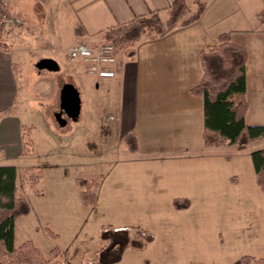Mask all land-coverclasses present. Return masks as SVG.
I'll return each mask as SVG.
<instances>
[{"label": "rangeland", "instance_id": "1", "mask_svg": "<svg viewBox=\"0 0 264 264\" xmlns=\"http://www.w3.org/2000/svg\"><path fill=\"white\" fill-rule=\"evenodd\" d=\"M73 2L17 3L30 25L57 9L71 13ZM14 4L15 0L11 7L16 11ZM259 12L264 16V7ZM21 68L18 114L33 141V154L1 163L17 166L20 192L32 206L30 215L17 221V245L32 240L46 256L59 247L60 259L67 264H108L122 251V259L112 264H238L246 254L264 258V192L252 159L255 150L264 148V139L207 150L205 157L191 159L188 174L177 183L168 173V160L152 166L138 163L129 172L127 162L115 166L118 163L87 157L72 139L75 129L69 116L65 125L57 118L50 121L54 110H63L61 94L44 83L49 80L40 81V70L34 69L30 58L22 61ZM116 116L117 110L109 108L105 124L115 123ZM56 127L63 138H53ZM34 170L44 173L40 194L25 180V173ZM79 178L100 180L94 205L84 204ZM175 197L193 201L178 211ZM114 229L128 230L129 236L117 235ZM149 237L154 238L152 244Z\"/></svg>", "mask_w": 264, "mask_h": 264}, {"label": "crops", "instance_id": "2", "mask_svg": "<svg viewBox=\"0 0 264 264\" xmlns=\"http://www.w3.org/2000/svg\"><path fill=\"white\" fill-rule=\"evenodd\" d=\"M73 1L71 13L57 9L38 24L3 34L9 46L0 48V113L8 108L14 113L0 120V165H10L1 163L25 156V126L18 114V97L21 63L27 58L34 69L44 58L57 62V70L39 69L37 73L40 81L49 80L44 83L50 84L56 95L66 83L79 91L80 114L71 118L75 144L87 157L118 163L115 166L127 162L129 172L138 163L152 166L168 160V173L177 183L180 176L188 174L191 159L215 150L204 143V100L192 89L203 76L201 51L217 44L223 33L230 32L232 41L248 52L250 108L246 123L264 125V16L259 12L264 0H189L187 19L194 18L200 3L204 4L198 20L180 22L163 36L147 33L137 44L134 58L122 54L116 76L108 78L89 74L83 61L69 58V49L78 42H102L106 31L154 9L167 20V7L174 0ZM17 2L14 5L19 13ZM112 107L117 110L116 122L107 125L105 114ZM57 114L63 119L68 116L66 110L56 109L50 121L57 120ZM109 117L112 120L114 116ZM53 132L54 139L64 137L58 127ZM128 133L136 135L138 150L126 146ZM239 181L237 177L234 183Z\"/></svg>", "mask_w": 264, "mask_h": 264}, {"label": "trees", "instance_id": "3", "mask_svg": "<svg viewBox=\"0 0 264 264\" xmlns=\"http://www.w3.org/2000/svg\"><path fill=\"white\" fill-rule=\"evenodd\" d=\"M190 9L189 0H174L167 7V20L162 18L160 10L154 9L147 15L138 16L130 22L106 31L104 38L114 43L121 54L134 58L137 44L148 32L163 36L180 22L190 24L198 20L204 10V4L200 3L194 18L187 19L185 17ZM3 34H6L5 31L0 29V48L7 49L9 44L3 39ZM200 55L203 76L193 87L192 92L202 96L204 100L205 145L208 147L242 145L264 139V125L246 123V114L250 107L247 97V50L235 44L231 33L226 32L219 36L217 44L210 45L201 51ZM12 113L13 108L5 109L0 113V120ZM124 142L131 151L138 150V139L134 133H128ZM23 148V155L30 156L33 153V141L25 129ZM252 159L257 183L264 192V148L255 150ZM25 175L31 190L40 194L39 186L44 177L43 171H28ZM233 182H237L236 176L233 177ZM77 183L82 189L81 198L84 204L94 205L98 197L100 180L79 178ZM173 204L177 210H183L190 207L191 200L179 197L175 198ZM31 212L32 206L28 198L20 192L18 168L15 165H0V264H67L60 259L62 250L59 247H55L46 256L32 240L17 245V221ZM114 233L117 235L125 233L129 236L128 230L125 229H114ZM49 234L57 236L50 229ZM148 241L152 243L154 238L149 237ZM124 245L127 246L126 242ZM122 252L108 264L119 262L122 259ZM240 264H264V258L246 254L240 258Z\"/></svg>", "mask_w": 264, "mask_h": 264}, {"label": "built area", "instance_id": "4", "mask_svg": "<svg viewBox=\"0 0 264 264\" xmlns=\"http://www.w3.org/2000/svg\"><path fill=\"white\" fill-rule=\"evenodd\" d=\"M12 0H0V29L12 32L26 25L25 19L11 7ZM71 60H81L86 71L99 78L116 76L120 64V52L114 43L78 42L68 51Z\"/></svg>", "mask_w": 264, "mask_h": 264}, {"label": "water", "instance_id": "5", "mask_svg": "<svg viewBox=\"0 0 264 264\" xmlns=\"http://www.w3.org/2000/svg\"><path fill=\"white\" fill-rule=\"evenodd\" d=\"M36 66L39 69H48L50 71L58 69L57 62L51 58L41 59ZM61 107L66 110L70 118H78L81 108V97L79 91L73 84L66 83L63 86L61 90ZM57 118L61 124H66V120L62 118L61 114H57Z\"/></svg>", "mask_w": 264, "mask_h": 264}]
</instances>
